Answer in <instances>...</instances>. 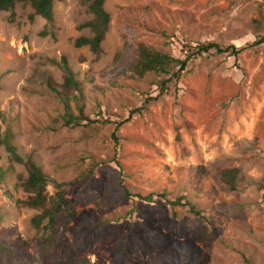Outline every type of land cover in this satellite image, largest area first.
<instances>
[{"label":"rangeland","instance_id":"obj_1","mask_svg":"<svg viewBox=\"0 0 264 264\" xmlns=\"http://www.w3.org/2000/svg\"><path fill=\"white\" fill-rule=\"evenodd\" d=\"M105 9L99 56L75 46L92 36L80 28L94 18L82 0L56 2L53 25L31 22L30 6H17L14 22L0 12L2 133L43 170L48 195L62 184L70 203L41 239L32 225L41 210L17 203L27 171L1 147L0 244L10 252L0 264H264V43L251 47L264 37V0H107ZM212 42L242 51L130 79L142 44L182 61ZM64 58L91 125H64ZM235 168L236 193L221 180ZM181 197L209 222L170 205Z\"/></svg>","mask_w":264,"mask_h":264},{"label":"trees","instance_id":"obj_2","mask_svg":"<svg viewBox=\"0 0 264 264\" xmlns=\"http://www.w3.org/2000/svg\"><path fill=\"white\" fill-rule=\"evenodd\" d=\"M63 0H0V12H6L10 14V21L16 20V7L22 5L23 7L30 6L35 10V13L30 16V21L34 22L37 16L42 17L48 22L49 25L54 23V5L56 2H62ZM89 5L90 13L93 15V19L81 25V29H89L92 33L90 37H81L75 42L77 48H89L90 51L99 56L102 53V44L106 39L109 31V25L111 22V16L105 9L107 0H82ZM49 33L44 31L41 33L42 37L48 36ZM53 35V34H52ZM264 43V37L259 41H255L251 47L259 46ZM242 49L236 46L223 47L218 43H207L204 45H198L195 51L190 54L185 60H179L170 54H164L151 48L145 44L140 45L136 54L134 63L130 67V79H142L148 74H164L170 75L174 67L181 66L180 70L184 71L188 62L193 58H199L203 55L215 54V55H229L230 57H237ZM121 57V56H120ZM119 57V58H120ZM118 58V59H119ZM121 60V59H120ZM62 67L65 71L64 83L61 85L63 89V96L68 99V102L64 101L65 113L62 116L64 125L66 127H79L83 123L87 122V125L93 124L95 121L90 120L85 115L84 105H80L81 99H83L82 84L76 80V76L69 66L67 60H62ZM176 73H174L175 75ZM166 81L161 84L165 87ZM2 77H0V90L2 88ZM48 84L55 92L56 85L52 80H48ZM79 96V97H78ZM81 99H78L80 98ZM71 100H76V110L78 116L75 115L71 109ZM63 101V99H62ZM138 111H133L131 116ZM131 118V117H130ZM130 118L125 122L118 123L117 128L120 129L126 123L130 121ZM108 122V121H107ZM12 134L7 131L5 135L2 133L0 127V148L5 147L9 154L10 162L15 165H22L27 171V177H20L19 186L23 188L24 192L28 194L26 200H19L18 206L21 208L38 209L41 213L36 215L32 220V225L38 233H42L41 239L45 240V234L52 230V227L57 222V216L62 212H68L70 210V203L65 199V192L63 190L64 185H56L58 190L54 197H50L47 193V188L50 184V180L44 174L43 170L29 157L24 159L17 152V148L12 144ZM117 140V138H115ZM118 166V164H117ZM241 171L237 168L226 169L221 174V180L226 184L232 192H238L240 189L239 184L241 182ZM4 178V174L0 175V181ZM128 198H132L129 191L126 192ZM164 196V195H163ZM137 198L142 201H150V197L144 198L141 195H137ZM170 205L175 207L187 208L189 212L195 215L201 222H209L205 212L199 210L191 202L186 201V198H179L176 201H170ZM54 247L50 246L48 250H52ZM46 249V250H47ZM0 251L10 252L9 247L4 244H0ZM45 251V250H44ZM43 251V252H44ZM82 264H91L88 260H81ZM247 264H251L247 260Z\"/></svg>","mask_w":264,"mask_h":264}]
</instances>
